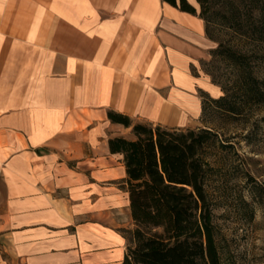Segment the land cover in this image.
<instances>
[{
    "label": "crops",
    "instance_id": "crops-1",
    "mask_svg": "<svg viewBox=\"0 0 264 264\" xmlns=\"http://www.w3.org/2000/svg\"><path fill=\"white\" fill-rule=\"evenodd\" d=\"M213 47L163 0H0V264L123 260L134 221L109 139L134 133L108 113L204 126Z\"/></svg>",
    "mask_w": 264,
    "mask_h": 264
},
{
    "label": "trees",
    "instance_id": "trees-1",
    "mask_svg": "<svg viewBox=\"0 0 264 264\" xmlns=\"http://www.w3.org/2000/svg\"><path fill=\"white\" fill-rule=\"evenodd\" d=\"M163 1L203 18L212 38L205 0H197L200 13L189 0ZM229 4V14L223 15L224 25L264 41V0H232ZM212 53L223 55L235 67L241 78L234 85L241 93L236 95L221 85L224 94L218 98L203 95V115L209 102L224 104L228 112L240 114L241 105L233 101L236 96H241L242 103H264V88L249 69L246 54L224 42ZM108 115L114 122L133 126L134 133L133 138L109 139L111 151L124 155L134 221V227L126 231L127 251L117 264H223L214 223V201L208 190L214 171L210 155L218 142L217 133L204 126L134 123L129 115L116 111H109ZM254 186L264 189L258 182Z\"/></svg>",
    "mask_w": 264,
    "mask_h": 264
},
{
    "label": "rangeland",
    "instance_id": "rangeland-1",
    "mask_svg": "<svg viewBox=\"0 0 264 264\" xmlns=\"http://www.w3.org/2000/svg\"><path fill=\"white\" fill-rule=\"evenodd\" d=\"M189 1L200 13V3ZM229 1L232 0H205L211 16L212 38L206 34L214 47L207 59L202 60L201 69L223 94L224 85L239 95L241 92L234 85L241 78L239 73L230 61L212 53V49L224 42L246 54L249 69L264 88V41L241 35L224 25L223 15L229 14ZM236 97L233 101L241 105L240 114L228 112L224 104L209 102L203 115L204 127L215 131L218 140L211 149L214 171L208 180V190L214 201V223L223 264H264V189L254 186L258 182L264 187V103H242L241 96ZM220 142L227 145L220 146ZM119 223L122 229L132 226L126 210Z\"/></svg>",
    "mask_w": 264,
    "mask_h": 264
}]
</instances>
